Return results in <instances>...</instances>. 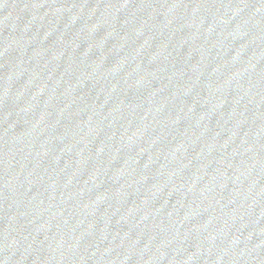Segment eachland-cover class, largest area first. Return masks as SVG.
I'll use <instances>...</instances> for the list:
<instances>
[{"label": "water", "instance_id": "1", "mask_svg": "<svg viewBox=\"0 0 264 264\" xmlns=\"http://www.w3.org/2000/svg\"><path fill=\"white\" fill-rule=\"evenodd\" d=\"M0 264H264V0H0Z\"/></svg>", "mask_w": 264, "mask_h": 264}]
</instances>
